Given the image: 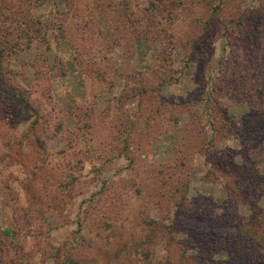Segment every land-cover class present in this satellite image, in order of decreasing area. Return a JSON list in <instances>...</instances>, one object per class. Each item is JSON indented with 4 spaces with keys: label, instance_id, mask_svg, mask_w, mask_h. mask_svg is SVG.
Listing matches in <instances>:
<instances>
[{
    "label": "rangeland",
    "instance_id": "1",
    "mask_svg": "<svg viewBox=\"0 0 264 264\" xmlns=\"http://www.w3.org/2000/svg\"><path fill=\"white\" fill-rule=\"evenodd\" d=\"M0 264H264V0H0Z\"/></svg>",
    "mask_w": 264,
    "mask_h": 264
},
{
    "label": "trees",
    "instance_id": "2",
    "mask_svg": "<svg viewBox=\"0 0 264 264\" xmlns=\"http://www.w3.org/2000/svg\"><path fill=\"white\" fill-rule=\"evenodd\" d=\"M0 263H2V261H0Z\"/></svg>",
    "mask_w": 264,
    "mask_h": 264
}]
</instances>
